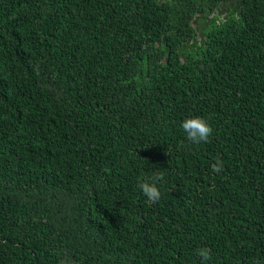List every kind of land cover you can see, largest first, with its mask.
I'll list each match as a JSON object with an SVG mask.
<instances>
[{
  "label": "trees",
  "instance_id": "obj_1",
  "mask_svg": "<svg viewBox=\"0 0 264 264\" xmlns=\"http://www.w3.org/2000/svg\"><path fill=\"white\" fill-rule=\"evenodd\" d=\"M0 264H264V0H0Z\"/></svg>",
  "mask_w": 264,
  "mask_h": 264
},
{
  "label": "clouds",
  "instance_id": "obj_2",
  "mask_svg": "<svg viewBox=\"0 0 264 264\" xmlns=\"http://www.w3.org/2000/svg\"><path fill=\"white\" fill-rule=\"evenodd\" d=\"M182 129L186 134V139L193 144H200L207 142L212 135L213 129L210 124L201 117H191L183 120L181 124ZM213 171H218L222 167V162L213 164ZM163 179L159 173H154L150 178L141 180L137 187L141 190L143 195L151 203L158 202L161 198V193L157 184ZM211 250L208 248H200L197 254L201 257L202 261L211 259Z\"/></svg>",
  "mask_w": 264,
  "mask_h": 264
}]
</instances>
